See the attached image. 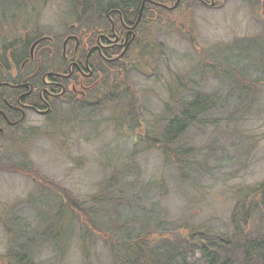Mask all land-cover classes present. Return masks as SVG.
Masks as SVG:
<instances>
[{"label": "rangeland", "instance_id": "obj_1", "mask_svg": "<svg viewBox=\"0 0 264 264\" xmlns=\"http://www.w3.org/2000/svg\"><path fill=\"white\" fill-rule=\"evenodd\" d=\"M27 1L0 0V35L22 24L24 34L40 28L63 35L81 17L70 0ZM166 1L172 10H159L119 73L110 71L104 101L111 105L117 77L122 87L115 96L118 109L85 112L71 120L58 115L30 131L25 148L13 142L0 149V264L11 263L10 249L33 254L34 264H114L110 246L119 237L95 229L82 211L102 192L108 201L118 197L123 204L111 201L103 207H109L120 231L145 229L162 246L198 228L209 238L231 235L236 205L250 200L258 206L243 235L264 234V205L259 204L264 200V68H256L264 48V4L219 0L210 8L193 0L174 7L176 0ZM219 58L224 60L217 69L228 66V59L240 72L250 69L251 78L243 82L237 76V81L252 96L239 90L234 79L219 72L217 80L210 73ZM187 87L202 94L221 90L216 97L228 91V96L225 108L209 110L201 117L202 126L186 132L184 142L194 156L192 165L185 163L180 171L161 145L146 140L147 135L158 137L181 112ZM249 99L248 107L238 106ZM55 223L67 227L52 245L40 236L44 230L49 238L59 233ZM193 241L187 244L190 251L181 252L189 263L204 264L196 246L201 239Z\"/></svg>", "mask_w": 264, "mask_h": 264}, {"label": "flooded vegetation", "instance_id": "obj_2", "mask_svg": "<svg viewBox=\"0 0 264 264\" xmlns=\"http://www.w3.org/2000/svg\"><path fill=\"white\" fill-rule=\"evenodd\" d=\"M194 1L213 8L219 0ZM117 4L98 7L63 35L40 28L31 35L23 29L5 33L0 41V141L23 140L72 110L97 111L110 71L119 73L121 62L148 33V10H172L156 0H142L128 11Z\"/></svg>", "mask_w": 264, "mask_h": 264}, {"label": "trees", "instance_id": "obj_3", "mask_svg": "<svg viewBox=\"0 0 264 264\" xmlns=\"http://www.w3.org/2000/svg\"><path fill=\"white\" fill-rule=\"evenodd\" d=\"M142 0H70L72 4V8L75 11L77 17L81 16L84 17L88 13H94L96 12V9L103 5H112L114 3H118L119 7L121 9L131 10L136 9L139 5V3ZM156 1H162L167 2L166 0H156ZM192 0H182V4L191 2ZM27 0H25V4L27 5ZM13 3V2H12ZM162 9H160L161 11ZM264 10V7H263ZM149 14L147 15L149 19H153L159 10H148ZM88 14V15H89ZM31 15V10L25 15L26 17ZM4 16H6L4 14ZM80 17L79 23L83 22V18ZM89 17V16H88ZM3 24V23H2ZM23 26L21 25V28ZM7 32H9V29L11 31L12 28L7 27ZM23 29V28H22ZM10 31V32H11ZM26 35H31V32L25 31ZM6 38V34L0 35V41ZM247 41V40H244ZM242 41V42H244ZM254 45H261V43L256 44V42H252ZM238 44L237 46H239ZM228 44L225 48H228ZM225 48H222L223 50ZM230 48V49H229ZM228 50L231 51V47H229ZM238 48V47H237ZM222 50V51H223ZM218 55H222L220 51L218 50ZM262 53V49L261 52ZM224 58H219L215 62V67L212 68L213 70L210 71L212 75L216 77L217 80L219 78L217 77V74L219 72L223 73L226 77V80H232L234 79L238 85L239 90L245 93L251 92V96L253 95V91L251 89L246 88V86L243 84H239L238 77L243 80V82H246L247 79L251 78V72L250 69H247V72H240L236 70V66H234V62L232 60H226L228 63V66H221L220 69H217V66L220 61H223ZM261 65L256 68H264V48H263V54H261ZM264 70V69H263ZM201 80L204 79V76L201 74ZM221 78V79H224ZM259 79V78H255ZM262 80V79H261ZM109 82V81H108ZM107 82V83H108ZM118 79L112 83V86L114 88L111 90V93L114 94L113 100H105V96L108 94L107 91L110 90L106 86L105 90L103 91V102L101 103V107L96 111L94 108L92 109H82V110H72V114L68 113L66 117L71 120L72 118L76 119L78 114H82L85 112H92L98 114L100 111H103L104 109H110L114 111L115 109L119 108L118 101L115 98L116 95H120V91L122 90V87H119ZM119 87V88H118ZM237 88V87H236ZM221 90L210 93L202 94L200 90L191 89L189 90V87L184 88V92L187 94L184 95V97L180 100L181 105V112L179 114L173 115V117L170 118L168 123L164 126L163 130L160 132L158 137H152L150 135H147V138L150 140H146L147 142L153 141V143H157L158 146L162 148V151L164 152L165 156L173 157L174 160L173 163L176 164L177 167H179L180 171L183 167V165L186 163L187 166H191L192 158L194 156V151L191 146L186 145L184 142V137L186 135V132L191 128V126H202L203 123L201 122V117L206 114L209 110L211 111H217L220 108H225L226 101L224 99L228 96V91L226 92V95H222L220 97H216V94H218ZM238 90L236 89V92ZM107 92V93H106ZM192 92V93H190ZM189 96H194L192 100H188ZM249 101H245L241 105H238L240 108L248 107ZM80 109V108H79ZM123 113V112H122ZM124 117L126 119H131L132 117L128 116L124 113ZM68 119H65L66 121ZM132 120V119H131ZM215 122V121H214ZM26 135H30V132H28ZM13 142H15L18 148H25L23 140L20 139V141L17 140H7L0 141V149H4V144L12 145ZM14 146V145H12ZM181 166V167H180ZM110 191H108L109 193ZM110 194V193H109ZM106 193L96 195L92 198V206L87 209H82L83 214L86 215V217H90L91 221L95 227V229H103L106 230L104 234L106 235H112L115 237H119L116 240L115 245L110 246V251L113 258L114 264H195V263H189L187 258L183 255L184 252H181V250H188L189 247L187 244L195 243L193 240L196 238L201 239V243L199 245H196L198 248L203 251V258H204V264H264V234L262 236L258 237H251L250 235H243L245 232L246 225L248 223V218L251 212H253L256 207L258 206V202H255L254 200H250L248 205H246V202H239V205H236V209L234 210L231 218V226L233 227V231L231 235L228 234H219L217 236H212L209 238V234L206 230H200L198 228V232H194L195 230L192 229L189 232V237H183L180 240H175V242L171 244H167L165 246L159 245V243H154L151 241L150 236L151 234L145 233V229L139 230V232L131 233L130 231L122 230L120 231L115 224V221L110 218L109 215V207L107 209L103 208L104 205L108 202L115 201V203L118 204V206H122L123 204H120L117 199L118 197H111L108 201L107 197L105 196ZM259 204L264 205V200H261ZM113 206V205H111ZM110 206V207H111ZM121 208V207H120ZM116 209V208H115ZM117 210V209H116ZM82 213V212H81ZM109 217V219L106 221V218ZM111 220V222H110ZM109 221V222H108ZM152 223V222H151ZM56 225L58 223H55ZM127 225V224H126ZM65 227L67 225H60L58 224L57 231L59 233H56L53 235L54 237L49 238L47 235V231L44 230L43 234L40 236V238L43 240L50 241L52 240V245L55 242H58L60 240V234L62 233V236L65 231ZM125 227V226H124ZM48 229V228H47ZM205 237V238H201ZM192 238V239H191ZM203 239H205V242H203ZM42 244H45L44 242H41ZM194 246V247H196ZM193 247V248H194ZM190 251V250H188ZM9 256H11V263L9 264H34L33 260V254H26L23 252H15L14 250L8 252ZM234 254H237L238 256H234Z\"/></svg>", "mask_w": 264, "mask_h": 264}, {"label": "water", "instance_id": "obj_4", "mask_svg": "<svg viewBox=\"0 0 264 264\" xmlns=\"http://www.w3.org/2000/svg\"><path fill=\"white\" fill-rule=\"evenodd\" d=\"M179 1H180V0H177V1H176L174 7H176V5H178Z\"/></svg>", "mask_w": 264, "mask_h": 264}]
</instances>
